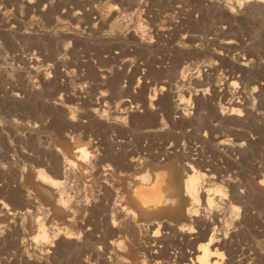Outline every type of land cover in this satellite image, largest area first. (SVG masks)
<instances>
[{
    "label": "rangeland",
    "instance_id": "obj_1",
    "mask_svg": "<svg viewBox=\"0 0 264 264\" xmlns=\"http://www.w3.org/2000/svg\"><path fill=\"white\" fill-rule=\"evenodd\" d=\"M76 136L86 158L66 148ZM63 160L82 210L60 227L81 248L62 237L34 254L48 213L25 176ZM146 163L198 177L200 216L162 234L218 221L223 264H264V0H0V264H99L122 240L147 258L164 248L140 237L128 197ZM181 235L171 262L198 245Z\"/></svg>",
    "mask_w": 264,
    "mask_h": 264
},
{
    "label": "bare ground",
    "instance_id": "obj_2",
    "mask_svg": "<svg viewBox=\"0 0 264 264\" xmlns=\"http://www.w3.org/2000/svg\"><path fill=\"white\" fill-rule=\"evenodd\" d=\"M53 1L51 0V2ZM89 145L90 143H85L79 136H76L73 138V142L66 144V148L73 153H78L80 150V158H86L89 155ZM139 166H146L148 174H144L143 169ZM133 167L138 182L133 185L130 191L128 190V197L132 204L131 211L134 212L133 217L138 228L136 231L142 238L150 236L152 246L163 243L164 248L162 247L158 252L149 253L150 255L147 258L143 257L141 252L147 250L144 246L142 248L126 246L122 240L119 244L120 247L118 246V249H116L112 242L96 251V255L100 258L97 262H100L99 264H223L225 256L222 248L225 237L218 221L212 224L209 233L204 230H196L186 223L181 224L178 229H174L172 236L164 235L161 232V227H165L170 223L167 220L168 218L188 219L200 216L196 208V205L199 204L197 202H200L196 186L198 177L192 176L187 181H181L172 165L158 168L151 163H146ZM54 168H50L53 176L44 171H39L36 178L32 175L25 176L26 181L33 184L35 192L40 194L48 213V221L38 220L37 224L35 223L36 231L33 237L35 246L31 250L34 254L40 252V249H43L44 246L48 249L53 248L56 240L62 239V237L67 240H76L75 247L81 248L79 244L80 237L71 230L67 229L65 231L66 227L63 229L64 231L60 227V223L63 222L71 224L75 213L79 214L82 210L80 206L77 207L79 201L66 190L67 175L70 168L66 160H63L57 168ZM27 204H29V201H27ZM7 212L6 214L13 215L12 212L8 210ZM205 219H207V216L196 220L200 222ZM155 225L158 228L153 230ZM178 233H180V236L184 233L188 236L194 235V243H198V245L193 248V251L188 252V255L181 251L180 253L183 256L181 262H171L166 252L167 248L178 237ZM17 250L22 252L20 245ZM16 256V254H12L10 260L16 259ZM162 257H166L167 261L165 263L161 260ZM30 259L26 258V264H29Z\"/></svg>",
    "mask_w": 264,
    "mask_h": 264
}]
</instances>
